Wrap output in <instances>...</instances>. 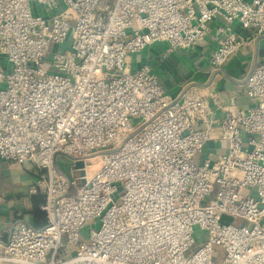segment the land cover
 Returning <instances> with one entry per match:
<instances>
[{
	"label": "built area",
	"instance_id": "obj_1",
	"mask_svg": "<svg viewBox=\"0 0 264 264\" xmlns=\"http://www.w3.org/2000/svg\"><path fill=\"white\" fill-rule=\"evenodd\" d=\"M219 17L262 34L264 0H0V159L39 171L46 213L0 231V264H264V55L245 80L255 105L233 101L217 127L218 92L171 98L133 64L157 42L199 44ZM217 37L220 70L246 38ZM214 140L227 152L205 154Z\"/></svg>",
	"mask_w": 264,
	"mask_h": 264
},
{
	"label": "crops",
	"instance_id": "obj_2",
	"mask_svg": "<svg viewBox=\"0 0 264 264\" xmlns=\"http://www.w3.org/2000/svg\"><path fill=\"white\" fill-rule=\"evenodd\" d=\"M253 1V0H247ZM228 28L244 38L246 43L220 69L212 67V55L218 46L217 31ZM264 33L244 29L239 21L232 23L216 18L203 40L189 49L170 50L168 42H157L147 47L141 55L133 57L134 66H149L157 74L166 93L178 98L184 91L206 95L210 90L220 94V103L211 102L209 119L217 127L226 116V107L234 104L247 110L255 105L246 91L245 80L251 69L263 59ZM198 128L203 124H197ZM248 134H244L245 148L249 149ZM228 150L225 140L209 141L204 153L224 154ZM39 171L32 165L11 166L0 159V231H7L25 221L36 227L46 224L42 209L44 197L32 195L31 186L39 178Z\"/></svg>",
	"mask_w": 264,
	"mask_h": 264
},
{
	"label": "rangeland",
	"instance_id": "obj_3",
	"mask_svg": "<svg viewBox=\"0 0 264 264\" xmlns=\"http://www.w3.org/2000/svg\"><path fill=\"white\" fill-rule=\"evenodd\" d=\"M36 5L33 3V8L35 9ZM39 11L43 14L46 12L45 8L41 7L39 8ZM68 47V43L62 44L61 46V50H64L65 48ZM3 63H7V60H5V58L2 60ZM1 86H4L3 84ZM57 163L59 168L64 171L65 173H67L68 175L72 174V168H73V159L70 158L69 156H65L63 154H60L57 158ZM122 193V190L115 196V200L116 202H119V195ZM215 197V194L212 195V198ZM210 198V196H209ZM221 222L222 223H235V224H241L242 221L240 219H236L233 217H230L228 215H222L221 218ZM100 220L99 218H93L88 220L85 225L83 226L82 230H81V236L82 239L89 241L90 239V235H91V229H98L100 227ZM195 236L197 239L200 238V240H202L204 235H205V231L198 225L195 226Z\"/></svg>",
	"mask_w": 264,
	"mask_h": 264
},
{
	"label": "water",
	"instance_id": "obj_4",
	"mask_svg": "<svg viewBox=\"0 0 264 264\" xmlns=\"http://www.w3.org/2000/svg\"><path fill=\"white\" fill-rule=\"evenodd\" d=\"M84 166V162L83 161H79L76 163V168H82Z\"/></svg>",
	"mask_w": 264,
	"mask_h": 264
}]
</instances>
